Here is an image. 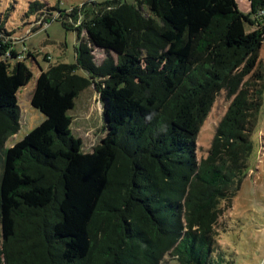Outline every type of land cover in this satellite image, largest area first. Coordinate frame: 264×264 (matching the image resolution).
<instances>
[{
    "label": "trees",
    "instance_id": "trees-1",
    "mask_svg": "<svg viewBox=\"0 0 264 264\" xmlns=\"http://www.w3.org/2000/svg\"><path fill=\"white\" fill-rule=\"evenodd\" d=\"M250 5L248 14L236 0L75 7L81 27L61 22L77 33L75 62L41 70L31 105L45 120L8 149L18 94L34 79L27 62L39 64L6 43L0 20V264H229L216 228L251 170L264 107V0ZM51 9L30 4L35 15ZM92 84L106 137L85 153L69 112ZM223 93L227 111L199 160L198 134Z\"/></svg>",
    "mask_w": 264,
    "mask_h": 264
},
{
    "label": "rangeland",
    "instance_id": "rangeland-1",
    "mask_svg": "<svg viewBox=\"0 0 264 264\" xmlns=\"http://www.w3.org/2000/svg\"><path fill=\"white\" fill-rule=\"evenodd\" d=\"M111 0H0V20L6 19L11 36L6 43L17 45V52L27 56V51L36 55L37 66L32 59L27 64L33 71L34 79L18 94L20 106L19 132L10 138L5 148H11L23 140L34 128L39 126L45 116L31 105V97L36 86V79L41 70L46 71L50 64L75 62L77 33L63 28V20L71 28L81 27V22L74 23L70 16L72 9L91 2H108ZM133 3V0H126ZM239 10L248 14L251 10L250 0H236ZM39 2L51 11L46 14L30 12V4ZM66 11L60 13L57 9ZM80 13V12H78ZM52 16L46 25L45 19ZM1 24V23H0ZM247 31L252 27L246 26ZM86 39V31L81 32ZM0 41V44H3ZM48 54L49 61L43 60ZM96 59H103L96 53ZM264 63V50L261 52ZM229 101L223 93L215 102L206 121L200 129L197 143L198 159L205 158L215 134V127L225 115ZM105 103L94 85H90L76 99L75 107L69 112L72 117V134L82 140V151L92 152L94 146L105 137ZM255 151L252 167L244 180L240 191L233 199L231 207L224 206L219 225L216 228V243L226 253L229 264H263L264 261V107L260 113L259 127L254 135ZM167 264H177L167 257Z\"/></svg>",
    "mask_w": 264,
    "mask_h": 264
},
{
    "label": "water",
    "instance_id": "water-1",
    "mask_svg": "<svg viewBox=\"0 0 264 264\" xmlns=\"http://www.w3.org/2000/svg\"><path fill=\"white\" fill-rule=\"evenodd\" d=\"M263 264H264V261H263Z\"/></svg>",
    "mask_w": 264,
    "mask_h": 264
}]
</instances>
